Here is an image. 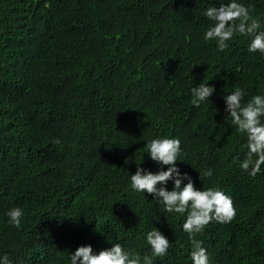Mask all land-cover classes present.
I'll use <instances>...</instances> for the list:
<instances>
[{"label":"trees","instance_id":"16d2710c","mask_svg":"<svg viewBox=\"0 0 264 264\" xmlns=\"http://www.w3.org/2000/svg\"><path fill=\"white\" fill-rule=\"evenodd\" d=\"M243 2L264 18V0ZM206 6L0 0V254L68 264L77 246L99 251L108 237L150 255L143 234L157 227L170 247L154 264H192L184 216L129 185L142 156L156 171L144 145L167 135L180 139L178 166L194 185L219 186L236 209L195 235L209 264H264V165L256 176L239 167L244 137L225 124L221 99L233 85L264 89V55L247 51V37L224 52L204 41ZM200 80L216 92L197 108L189 90ZM14 206L25 213L19 229L5 215Z\"/></svg>","mask_w":264,"mask_h":264},{"label":"clouds","instance_id":"9594fccd","mask_svg":"<svg viewBox=\"0 0 264 264\" xmlns=\"http://www.w3.org/2000/svg\"><path fill=\"white\" fill-rule=\"evenodd\" d=\"M203 15L209 21L203 39L214 42L219 52H224L229 42L241 36L248 38L249 53L264 55V18L252 15V9L243 0H207ZM190 75L193 83L194 76ZM210 80H200L190 88L193 107L199 108L205 103L212 105L210 98L216 88ZM221 99L225 124L234 126L244 137L241 147L247 155L239 162V167L248 175L256 176L264 165V89L251 95L244 87L233 85ZM54 143L58 144L60 140L56 139ZM144 147L148 158L156 165V171L141 166L142 156L135 172L129 176L131 190L146 198L150 196V200L163 206V212L184 216L181 227L192 245L189 252L192 264H209L208 251L195 235L211 221H231L236 214L231 196L219 186L200 188L194 185L191 175L178 166V162H183L179 138L156 135ZM203 175L211 176L212 169L208 168ZM5 215L7 223L19 229L25 213L21 207L14 206ZM105 239L110 246L99 251H94L91 244L77 246L69 253L68 264H154V259L167 255L170 247L168 237L157 227L143 234L150 255L125 248L119 240ZM0 264H13L7 252L0 254Z\"/></svg>","mask_w":264,"mask_h":264}]
</instances>
